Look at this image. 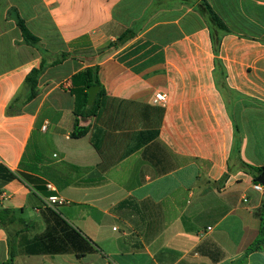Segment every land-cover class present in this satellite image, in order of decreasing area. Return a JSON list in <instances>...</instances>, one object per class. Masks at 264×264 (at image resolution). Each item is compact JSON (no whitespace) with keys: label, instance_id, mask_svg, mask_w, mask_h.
Listing matches in <instances>:
<instances>
[{"label":"crops","instance_id":"crops-1","mask_svg":"<svg viewBox=\"0 0 264 264\" xmlns=\"http://www.w3.org/2000/svg\"><path fill=\"white\" fill-rule=\"evenodd\" d=\"M204 3L230 31L218 52ZM17 18L46 64L68 55L33 100L44 56ZM96 65L104 94L77 118L73 78ZM247 165L264 167V0H0V264H264Z\"/></svg>","mask_w":264,"mask_h":264},{"label":"trees","instance_id":"trees-1","mask_svg":"<svg viewBox=\"0 0 264 264\" xmlns=\"http://www.w3.org/2000/svg\"><path fill=\"white\" fill-rule=\"evenodd\" d=\"M198 9L206 17L210 25L212 43H213L215 51L218 52L221 46L223 37L229 34L230 31L208 4L206 3L201 4L199 5ZM17 20H18V25L22 31L23 37L25 39V42L31 46L36 47L38 51L44 56V60H42L40 67L38 69L32 70L31 73L26 78V85L29 88L28 100H33L38 95V89H37L38 79L41 76V74L49 67L50 64L51 65L58 64L62 60L66 59L68 55H65V54L60 55L59 60L46 64L45 58H47L49 53L41 47L40 40L29 31V29L25 25V22L20 18H17ZM131 36L132 34H124L118 40V42L124 43L127 40H129ZM117 45L118 44H111L107 49L108 52H110V50L115 48ZM102 53L106 54L105 51ZM99 71H100L99 65L92 66L90 68H87L85 71L77 74L73 78L74 86H77L76 89H73V93L77 97L78 108L79 109L87 108V111L82 112L81 114L76 111L77 118L79 116L93 115L95 113V108L98 102V98L104 94V90H103L102 84L99 79ZM91 87H98L99 90L97 93V98L95 99L93 105L88 106L89 105L88 104V97H89L88 90ZM87 133H88V129L80 127L79 120L77 119L72 137L75 139H79V138L84 137ZM236 134H237V127H236ZM247 169L253 175L254 182H258V178L262 174H264V167H254V166L247 165ZM7 218L10 220L11 216H10V211L6 210L4 211L1 219L5 220ZM263 244H264V209L261 213V225L259 229L258 238L256 239L255 243L250 247L249 251L257 250L261 248V245ZM13 261H14V255L12 253L9 264H13Z\"/></svg>","mask_w":264,"mask_h":264},{"label":"built area","instance_id":"built-area-1","mask_svg":"<svg viewBox=\"0 0 264 264\" xmlns=\"http://www.w3.org/2000/svg\"><path fill=\"white\" fill-rule=\"evenodd\" d=\"M153 103L155 105H160L165 107L168 103V95L166 93H156L154 99H153ZM47 126H44L43 129H46ZM48 188L52 191H55L54 186L52 184H48ZM254 189L260 192H264V186L256 183L254 184ZM46 204L49 207H54L56 205H64L66 203V201L62 198H60L58 195H51L46 199Z\"/></svg>","mask_w":264,"mask_h":264},{"label":"water","instance_id":"water-1","mask_svg":"<svg viewBox=\"0 0 264 264\" xmlns=\"http://www.w3.org/2000/svg\"><path fill=\"white\" fill-rule=\"evenodd\" d=\"M99 88L98 87H91L88 90L89 93V97H88V103L89 105H93L94 100L97 96ZM258 183H260L261 185L264 186V174H262L259 178H258Z\"/></svg>","mask_w":264,"mask_h":264}]
</instances>
